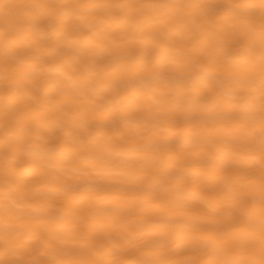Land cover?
Here are the masks:
<instances>
[{
	"label": "clouds",
	"instance_id": "obj_1",
	"mask_svg": "<svg viewBox=\"0 0 264 264\" xmlns=\"http://www.w3.org/2000/svg\"><path fill=\"white\" fill-rule=\"evenodd\" d=\"M194 66L200 70L199 85L156 75ZM217 67L259 75L226 81L214 74ZM237 93L247 98L244 108L260 114L253 136L264 145V0H144L135 8L122 0H0V183L12 182L14 159H22L32 175L53 178L57 153L107 148L112 124L105 120L101 126V116L212 112L220 106L196 101L215 95L230 106L227 98ZM251 162L264 168V148ZM19 207L51 210L45 200ZM57 211L66 223L0 215V264H130L66 257L71 241L61 233L73 210L65 204ZM135 211L126 230L154 235L145 221L160 217H150L143 206ZM240 212L241 227L197 237L199 264H257L255 258L264 256V206ZM169 239L175 248L184 242ZM107 250L130 252L114 240Z\"/></svg>",
	"mask_w": 264,
	"mask_h": 264
},
{
	"label": "bare ground",
	"instance_id": "obj_2",
	"mask_svg": "<svg viewBox=\"0 0 264 264\" xmlns=\"http://www.w3.org/2000/svg\"><path fill=\"white\" fill-rule=\"evenodd\" d=\"M122 2L135 8L144 0ZM199 72L194 66L156 75L162 80L183 78L199 85ZM214 74L226 81L259 75L250 69L228 67H217ZM128 86L134 87V83L129 80ZM227 99L230 106L215 95L196 101L220 106L212 112L146 116L129 111L115 117L101 116V126L105 120L112 124L105 137L108 147L57 153L59 166L53 178L32 175L22 159H14L12 182L0 183V200L4 202L0 215L66 223L57 209L68 204L73 218L61 233L71 241V246L64 249L66 257L85 262L155 264L162 260L199 264L197 237L216 235L220 227L239 228L242 208L264 206V168L251 162L264 148L253 136L261 116L243 107L248 102L243 94ZM77 176L90 179H75ZM37 200L48 201L51 210L37 213L19 207ZM138 206H143L150 217H160L145 221L149 231L155 233L147 238L126 230L136 219ZM170 236L184 242L175 248ZM112 240L125 244L130 252L108 251ZM233 249L241 251L236 245ZM255 259L258 264L264 256Z\"/></svg>",
	"mask_w": 264,
	"mask_h": 264
}]
</instances>
